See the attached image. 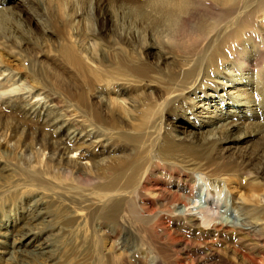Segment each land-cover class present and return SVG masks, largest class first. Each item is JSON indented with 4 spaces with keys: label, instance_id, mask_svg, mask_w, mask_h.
<instances>
[{
    "label": "rangeland",
    "instance_id": "obj_1",
    "mask_svg": "<svg viewBox=\"0 0 264 264\" xmlns=\"http://www.w3.org/2000/svg\"><path fill=\"white\" fill-rule=\"evenodd\" d=\"M176 1L0 0V264H44L42 254L36 261L31 248L27 253L22 244L15 253H1L9 247L3 234L28 228L23 222L29 201L47 197L59 181L81 184L84 172L99 176L112 168H132V160L150 156L163 162L179 159L182 165L173 172L158 169L152 176L146 193L156 208L166 201L164 187L175 190L182 183L179 177L197 179L205 171L222 183L218 194L211 192L213 202L219 203L216 217L240 225L220 237H203L196 225L167 222L171 238L156 235L163 243V264L167 259L170 264H254L251 255L260 260L258 251L264 252V246L259 232L250 228L264 226V9L249 0L250 8L255 5L252 27L241 20L239 27L226 31L231 34L226 40L209 43L200 40V21L209 34L217 22L223 23L220 7L228 6V0H192L188 14L173 25L162 11L173 12ZM58 78L61 84L55 83ZM219 85L233 90L231 102L251 104L241 121L230 116L224 120L238 121L237 135L259 132L250 142L230 143L235 146L223 151L221 161V150L230 145L222 142L226 133L217 127L205 130L204 122L198 124L201 116L192 110L199 97L218 92ZM41 88L49 89L57 101H46ZM194 122L197 126L185 133L190 139L180 142L184 127ZM74 124L83 128L82 134ZM13 131L19 135L13 137ZM33 139L50 143L61 164H55L56 157L50 161V152L39 151ZM179 192L181 200L189 193ZM196 193L197 204H203L202 192ZM233 200L244 205L237 219ZM159 209L173 216L170 207ZM71 215L80 221L83 213ZM103 223L109 232L115 226ZM132 225L124 236L111 234V243L126 249L127 264H142L143 253L137 261L135 255L147 243L134 235ZM67 250L73 248L64 247L56 264L67 256L78 262Z\"/></svg>",
    "mask_w": 264,
    "mask_h": 264
},
{
    "label": "bare ground",
    "instance_id": "obj_2",
    "mask_svg": "<svg viewBox=\"0 0 264 264\" xmlns=\"http://www.w3.org/2000/svg\"><path fill=\"white\" fill-rule=\"evenodd\" d=\"M216 2L219 4V0H216ZM248 2L249 0H228V6L221 5L223 6L220 7L221 17L218 19L223 20V23L217 22L209 34L205 31L200 21L201 26L200 28L198 27V33L201 37L200 40L205 39L208 40L209 43H217L220 39L226 40V36H231V34L229 32L226 33V31H228L229 28L239 27L240 22H242L241 20H243L242 23L245 27L247 24L252 27L251 19L255 11V5H251L252 7L250 8ZM251 3L255 4V2ZM256 3L259 9H264V0H256ZM191 4H193L192 0H177L173 4V12L162 11V13L164 17L169 16L171 18L170 20L172 22L174 21V25L181 15L184 16L188 14L189 10L187 6ZM200 49L204 50L201 47ZM257 52L256 54L260 55V52ZM58 79H56L55 83L61 84L60 79ZM262 88H264V85H262ZM217 89L218 92L214 94L199 97L193 105L192 110L201 116L198 124L200 125L204 122L203 127H205L207 131L215 130L216 127L224 131L226 133L225 137L222 138L224 144H230L235 141L240 143L250 142L252 138L258 136V131H248L237 135L239 130L238 121L229 123L230 121L224 120L230 116L232 118L237 117L241 121L244 118L242 113L251 107L250 102H231L230 99L233 93L231 88L219 85ZM39 90V94L43 95L46 101L50 103L53 101L55 102L56 97L49 92V89L41 88ZM68 91L69 95H71L70 97H75L73 95L75 94L74 91ZM96 94L97 93L94 94V98ZM96 98H98V95H96ZM19 108L20 106H15L14 109L16 110H14V112L16 113ZM21 112L26 113L27 111L21 110ZM6 113L15 115L12 110H8ZM223 120L224 122H222ZM74 126L75 129L82 134L84 131L83 128L76 124H74ZM189 126L197 125H195L194 122L185 126L183 131L184 135L178 137L180 142L190 139L189 135L185 134L190 131V129H188ZM17 134L18 132L15 131L12 136L16 137ZM78 137L81 138V136ZM34 139L32 142L35 143ZM35 144L40 146L39 151L44 153L45 151L50 152V161L56 157L55 164H61V157L57 156L54 147L50 143L39 140V142ZM232 146L235 145L230 144L224 146L223 150H221L220 161L226 157L223 151ZM81 149L82 144L76 148V150ZM84 155L85 154L81 156ZM178 161L180 160L163 162L158 156L155 158L150 156L142 160H132V168L128 166L120 170L112 168L108 173L99 176L93 172H84V175L82 173L81 176H79L84 180L82 181L84 183L81 182V184L78 181H76L78 183L76 184L73 180L59 181L56 188L47 197L38 196L28 202L25 208V220L23 222L28 228L14 235H9L7 233L3 234L5 237H8L9 247L1 250V253H15L22 244L26 251V248H31L28 250L32 251L31 254L33 253L36 261L40 259V254H42L44 257V264H56L58 254L64 247L71 246L73 251L67 250V252L75 254L78 258V262L74 261L71 256H67L63 264H67L66 262L70 264L72 261H74L75 264H127L130 257L127 255L126 249L122 246L115 247V244L113 242L111 243V234L117 233L124 236L128 233L130 225L133 224L132 226H134L133 228L135 231L134 235L144 239L147 243L146 247L137 250L135 260H139L141 255H143L144 257L142 258L144 262L140 261L142 264H163V256L161 255V246L163 243L156 238V235L162 234L167 237L170 236L171 238L170 230L167 227L169 225L166 226L167 222L169 224H179L182 227H193L196 225L197 228L203 231V237H207L211 234L220 237L221 234H225L227 231L239 229L238 227L240 225L238 221L229 224L224 223L216 217V215H218L216 214V207L219 203L217 202L218 205L216 202L214 203L211 197L214 193L218 194L221 191L220 185L222 183L217 182V180H219L218 177L211 178L208 176V172L205 171L200 174L197 179H194L193 176L186 178L187 180L179 177L178 179L179 181L182 180V183H178L175 190H172L170 186H166L162 189L166 201L163 200L164 203L160 206L166 208L170 207L173 216L166 217L163 211L159 209L160 206L158 208L155 207V202L147 196L146 193V191L150 190L151 178L157 173L158 169L170 170L171 172L177 171L178 168L182 167ZM12 173L13 171L8 175ZM24 182L30 183L31 180L27 179L24 180ZM181 189L189 192L185 194L184 200L180 198L182 193L179 191ZM198 190L201 191L205 197L203 204H197L196 192ZM213 190L215 191L212 195L211 192ZM154 192L156 191L154 190ZM134 200L135 202L133 203ZM126 204L131 205L130 208H126ZM177 205L180 206V214L174 216L175 207ZM232 207L235 217L238 215L237 212L239 210L244 209V205L237 200L232 201ZM79 212L83 213L82 220L80 221L76 219V216L71 215V213L77 214ZM108 221H111L115 225L111 227L110 232L106 227H102L104 224L103 222ZM9 224L10 222H6V225ZM72 226H75L74 230L63 232L67 227ZM251 227V231L259 232V244L263 247L264 226L261 227L257 225L255 227L252 225ZM1 235L2 233H0V243H4V239L1 238ZM187 244L191 245V243ZM15 245H17V248H15ZM151 249L156 250L157 255H148V250ZM35 252L36 254H34ZM258 253L261 255L260 260H257V256L255 255L250 256L254 264H261L264 260V252L259 249ZM167 264H170L169 259H167Z\"/></svg>",
    "mask_w": 264,
    "mask_h": 264
}]
</instances>
